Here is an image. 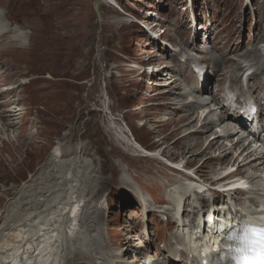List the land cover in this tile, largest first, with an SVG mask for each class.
<instances>
[{
	"label": "rangeland",
	"instance_id": "1",
	"mask_svg": "<svg viewBox=\"0 0 264 264\" xmlns=\"http://www.w3.org/2000/svg\"><path fill=\"white\" fill-rule=\"evenodd\" d=\"M20 1L0 0V8L10 11L7 19L29 30L21 34L23 47L30 49L24 53L18 44L8 46L15 34L0 33L5 59L2 64L0 59V90L14 89L8 98L20 110L18 125L0 133V242L12 229L36 234L45 223V230L58 235V244L53 242L57 264H113L118 259L130 264L140 251L152 261L164 260L167 253L160 246L166 243L161 239H172L174 228L167 229L166 220L145 211L137 193L143 191L154 208L163 207L166 186L186 183L185 175L163 160L189 162L186 149L205 150V142L212 140L208 130L185 136L192 127L182 117L224 111L226 95L238 89L232 93L243 101L260 97L264 119V87L253 95L229 85L219 92L215 78L216 73L227 78L239 71L238 86L246 85L255 67L264 63V0H193L192 5L186 0H37L25 11L19 9ZM66 4L71 8L66 10ZM192 15L198 28L190 23ZM152 31L161 39L153 38ZM166 51L175 61L158 60ZM196 67L204 70L203 82ZM203 88L207 92L201 96ZM214 94L225 98L217 106L196 107L190 117L174 110L179 100L202 102ZM168 98L174 99L172 106L163 101ZM178 106L184 109L183 102ZM251 127L244 129L246 136H254ZM140 147L154 155L143 157ZM211 151L189 165L197 170ZM160 154L165 158L159 159ZM218 163L204 162L203 180L212 182L224 174L214 172ZM72 205L80 209L74 218ZM132 227L127 238L136 240L124 259L126 243H114ZM146 235L158 240L148 242L145 250L140 244ZM79 250L83 255L77 256Z\"/></svg>",
	"mask_w": 264,
	"mask_h": 264
},
{
	"label": "bare ground",
	"instance_id": "2",
	"mask_svg": "<svg viewBox=\"0 0 264 264\" xmlns=\"http://www.w3.org/2000/svg\"><path fill=\"white\" fill-rule=\"evenodd\" d=\"M36 1L37 0H33V3H32L31 0H21L20 5H19V9L21 11L33 9V7L36 6V5H34L36 3ZM39 4L37 5L38 7H36L37 10H39L41 8L39 6ZM62 6H64V5H62ZM66 6H67L66 10H67V8H71V6H68V4H66ZM1 10L3 11V16L10 23L11 26L5 27L0 22V33L2 31H4L5 33L15 34L14 38L10 39V41L8 42V46L13 47L14 45L18 44V46H19L18 50L19 51L21 50L24 53L28 52L30 49L27 51L25 48L26 46L23 47L24 40H23V37L20 36L21 33L19 31H16L13 28L14 25L16 24V23H14L15 21L11 22V21H9V18L7 19V14H8L9 10L7 11V14H6V12H4L3 9H1ZM37 10H35V11H37ZM63 12L64 11H62L61 13H63ZM62 15H64V14H62ZM195 20H197V19H195ZM17 26H19L21 31L27 30L24 27H22L21 25H17ZM208 31H211V30H208ZM43 41H44V39H43ZM11 43L14 45H12ZM46 43H48V42H46ZM35 44H36V42H35ZM39 49H41V46L39 47ZM31 51H33V50H31ZM16 52H14V53H16ZM37 56L39 57L38 54H37ZM168 57L171 58L172 61H175V58L173 56L168 55L167 51L161 52V54L158 56V60L159 59L160 60H166ZM0 59H1V64H2V62L4 63V61H5L4 57L0 55ZM21 61H22V59H21ZM33 61H36L35 58L33 59ZM39 61H40V59H39ZM231 63H233V62H231ZM235 65L238 66L236 69L241 68L239 63L235 62ZM261 65L262 66H260V67H255L256 71L254 72L253 75H251L248 78V83L246 86H244L243 84L238 86L239 79H240V74H239L240 72L239 71L233 70L232 73L227 74V78L223 77V73L222 74L216 73L215 78H218L217 79L218 91L219 92H221V91L225 92L227 89L225 87L227 85H229V87L233 86L234 89H237L238 87H240L239 88L240 91H248V92L250 91L249 93H251V94L257 93L259 89L263 90V87H264V77H263V75H264V63ZM154 73H155V71L153 70V75H154ZM180 73H181V71H180ZM253 76H256V78H257L256 84L253 83V81H254ZM171 84H174V83L172 82ZM230 89L231 88H228V91H230ZM13 91H14V89H12V90H0V120L2 121V123L0 121V133L2 132L1 130L4 129L5 127L6 128H8L9 126L16 127L18 125L16 122L18 120V113L20 112V110H18L16 107L17 101H15V100L11 101L8 98L10 96L9 94H11V92H13ZM198 92L200 93L201 96H203V94L205 92H207V89L203 88V89H201V91L199 90ZM224 97H225L224 95L214 94L213 96L211 95L210 98H208L202 102H199V100H197V101L194 100V101H191L187 104L183 100H181V101L179 100V101L175 102V104L177 106L174 110H177L180 114H184V115H187L190 117V115L194 114V110L196 107L202 106L205 108H209V107H211L212 104L214 106H217V105H219V101ZM256 98L258 99L260 97H256ZM172 100H174V99H172ZM172 100H170L168 98V99L163 100V101L169 102V104L172 106L174 104V102H171ZM182 102H183L184 109H182V108H180V106H178L179 104L181 105ZM223 106L225 108V105H223ZM229 107L230 108L228 110L226 109L224 111H222L220 109L211 110L205 117L200 116L199 113H197L196 116L198 118L196 117V119H193V118L188 119V117H182L181 118V120H183V121H185V123H187L186 127H192V130L190 132H188L187 135H185L187 137L189 135H191V136L198 135L201 132L206 133L205 130H208L210 132L213 131V133H211L213 138H212V136H211V138H209L212 140L209 142L207 140L205 142V145H206L205 150H201L199 152L198 151L187 152V150H189V149H186L185 153H189L191 158H192L189 162H187V165L191 166L189 164L195 162L197 156L200 157L201 155L207 154V152L209 150H212L211 151L212 154L210 155V157L208 159L212 162L213 161L220 162L217 164L218 166L214 165L215 166L214 172L216 171L218 173L220 171L227 170L230 167H232V168L236 167V172H237L238 176L241 177L240 181H237V182L240 183L241 181L244 180L246 184H254V187H255L251 190V196L246 197V199H244V201H241V196H244L246 193V190H244V189H241V190L237 189L235 191H230L228 193L225 192L222 195H216V196L219 198H222V200L225 203H226V200H225V197H226L230 201H232L236 204V206L233 208V214H236L237 215L236 217H239L242 213L264 214V207L261 205L264 202V187L262 185L260 186V183L262 182L261 177L264 174V154H263V152H260L262 149V146H258V145H261L260 143H262L263 138L261 137V135L259 136V138L257 135L253 136L252 138L249 136H246V137L240 136L242 133H244L243 127L246 126V123H245V121H243L242 118L237 117V112H236V110H233L232 105H229ZM169 109H172V108L170 107ZM231 111H233L232 115L230 114ZM22 114H25V113H21V115ZM21 115H19V116H21ZM201 118H202V120H201ZM19 119H21V118H19ZM192 119L198 120L201 124L200 125H198V124L194 125L193 124L194 121ZM236 124H237V126H240V130L238 133L235 131ZM203 126L205 128H202ZM251 132H253V131H251ZM215 133H217L216 136H215ZM234 137H236V138H234ZM234 139H237V140L234 142ZM249 139H251L252 142L247 143ZM188 140H190V139H188ZM226 141H230L232 143L231 148H229V149L227 148V146L225 144ZM219 144H221V145H219ZM193 145H195V143L191 144L189 147H192ZM253 145H256V147H253ZM196 146H197V144H196ZM141 149L145 150L143 147ZM230 153H231V156H229V157H232V158L227 159V157ZM146 156H149V155H146ZM208 159H205V161H207ZM204 162L201 165H198L199 168L196 170V175H198L202 180H203V177H201V172H202V168L204 167L203 166ZM115 179H117V178H115ZM208 179L209 178L204 179L203 181L205 183L211 182V180H208ZM217 179L218 180H212V182L223 184L224 182L227 181V180L226 181L220 180L219 178H217ZM68 181H70V180H68ZM120 181H121V179H120ZM67 183L72 184V183H75V181H70ZM205 183H203V182L196 183V182L187 181L184 184L183 183L179 184L177 182L175 184H172V187H170L169 185L166 186L167 190H166V193L164 194V195H166L164 197V201L167 204L163 203L164 204L163 207H155L154 208L152 202L147 198V196H145L143 191H139L137 193L138 200L142 201L143 206L145 207V211H149V212L154 213V216L160 220L165 219L166 220V223H165L166 228L169 229L170 227H173L174 232H175L173 234L172 239H169L168 237H166L165 239H161L162 242L166 243V246L165 245L160 246V248L162 250L166 251V253H167L164 256V260L152 261L149 256L148 257L144 256V258L142 260L147 259V260H145L144 264H196L193 260L190 259L191 255H194L193 252H191L189 250L180 251L179 249H177L176 245H178L182 242L183 243L185 242L183 231L187 230L188 228H191V226H194L196 224V221L199 218L200 212H201L200 209L198 208V207H200V205L198 203H196L195 201H191V196L189 197L188 195L191 193V191L193 193H197L199 190L202 193L208 192L207 189H209V188H206L207 185ZM203 184H205V185H203ZM228 186L230 187V185H228ZM225 187H223V188H225ZM9 192H11V190ZM159 195L161 196V194H159ZM158 201L163 202V200H161V198H159ZM205 204H206V202L202 199V206H205ZM79 210H80L79 206L76 208L75 206L72 205V208L70 210V213L72 215H70V216L73 217V215L75 213L78 215ZM43 224H44V226L41 228V230L39 229V232L36 234L33 232L27 233L25 230L20 231V230H17V228H16V229H12L11 232H9V234L7 236L4 235L3 240H1L2 242H0V264H57L59 254H58V250H57V247L55 244L57 243L56 241L58 239V237H57L58 235L55 234L56 231H51L50 229H49V231L45 230L44 227L45 226L47 227L48 225H46L45 223H43ZM47 224H49V223H47ZM54 225L55 224L53 223L51 225V228H54ZM135 228L136 227H132L130 230H126L125 235L121 236V239L119 238L118 241H115V243H114V245H118V246L126 243L127 251L122 256V257H126L124 259H127V256H129L128 254H131V252H132L131 248L133 246H132L131 242L133 240H136V237H134L132 239H128L127 235L131 232L133 233L132 230ZM136 234H139V232H136ZM199 234L200 233H198L195 229L188 232V234L186 236L187 244L190 243V241L194 237L200 238ZM147 237L148 236L146 235L145 241L142 242V238L140 236V238H141L140 246L145 248V250L147 249V243L148 242L150 244V243L158 240V238H155L154 240H152V239L147 238ZM210 238H214V237L210 236ZM207 240H209V238H207ZM53 242L54 243L56 242V243L53 244ZM99 243H101V242L99 241ZM200 243L202 244V241H200ZM57 246H59V245H57ZM94 246L98 247V241L97 240L94 241ZM95 252L98 255L103 254L101 252V249H97V251H95ZM141 252L142 251L138 252L135 255V257L133 258V260L130 259V261L132 260V262H130V264H133V263L139 264L138 261L140 259H137V258H138V256L142 255ZM18 254H20V255L23 254V259L21 260V262L17 259ZM77 254H78L77 256H79V254L83 255L81 250H79L77 252ZM74 259H76L75 256H74ZM104 260H106V259H103V261ZM64 264H65V262H64ZM82 264H85V263H82ZM104 264H111V263H110V261L106 260L104 262ZM113 264H120L119 259L116 260V263H113ZM123 264H124V262H123Z\"/></svg>",
	"mask_w": 264,
	"mask_h": 264
},
{
	"label": "clouds",
	"instance_id": "3",
	"mask_svg": "<svg viewBox=\"0 0 264 264\" xmlns=\"http://www.w3.org/2000/svg\"><path fill=\"white\" fill-rule=\"evenodd\" d=\"M203 251L208 264H264V214L242 213L222 221Z\"/></svg>",
	"mask_w": 264,
	"mask_h": 264
},
{
	"label": "snow or ice",
	"instance_id": "4",
	"mask_svg": "<svg viewBox=\"0 0 264 264\" xmlns=\"http://www.w3.org/2000/svg\"><path fill=\"white\" fill-rule=\"evenodd\" d=\"M196 71L199 72L200 69L197 68ZM250 110H251L252 112H255V106H254V105L250 106ZM205 256H207V253H205ZM203 264H208V260H207V259L204 260V261H203Z\"/></svg>",
	"mask_w": 264,
	"mask_h": 264
}]
</instances>
